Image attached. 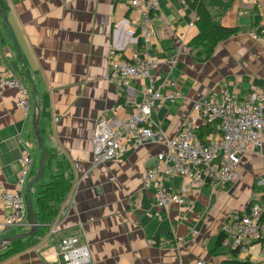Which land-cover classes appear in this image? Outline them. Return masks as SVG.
<instances>
[{
	"label": "crops",
	"instance_id": "1",
	"mask_svg": "<svg viewBox=\"0 0 264 264\" xmlns=\"http://www.w3.org/2000/svg\"><path fill=\"white\" fill-rule=\"evenodd\" d=\"M130 1L0 0L39 92L44 146L64 155L74 175L72 190L50 227L56 231L2 264H59L60 241L72 235H81L89 246V264H222L231 258L222 248L212 249L227 215L250 206L256 181L264 177V143L261 151L242 157L236 182L194 186L184 203L161 210L155 190L143 183L164 144L136 147L128 139L125 153L93 166L92 137L100 117L124 118L142 101L148 79L123 85L111 82L108 74L112 62L144 51L160 62L154 84L165 94L180 93L152 116L154 125L169 136L182 129L196 100L217 97L224 88L246 93L264 87V44L251 36L264 20V0L211 4L219 23L239 31L221 40L204 62L196 61L190 45L199 28L195 11L185 1H160L159 15L152 20L156 36L146 44L140 36L142 13ZM0 50V74L26 80L1 17ZM18 96L14 88L0 89V223L8 215L1 192L17 189L24 146L34 160L32 178L39 164L34 97L32 112L25 115ZM47 172L44 183L31 188L33 208L41 184L50 181L45 166L42 178ZM164 184L177 192L183 178L172 176ZM259 190L264 192L263 187ZM24 228L30 225L9 235ZM263 257L255 244L246 258L258 263Z\"/></svg>",
	"mask_w": 264,
	"mask_h": 264
},
{
	"label": "built area",
	"instance_id": "2",
	"mask_svg": "<svg viewBox=\"0 0 264 264\" xmlns=\"http://www.w3.org/2000/svg\"><path fill=\"white\" fill-rule=\"evenodd\" d=\"M161 0H131L130 4L142 13L140 36L144 43L156 36L152 20L159 15ZM185 1V0H181ZM264 17V8L262 11ZM251 36L264 44V20ZM1 60V50H0ZM174 64V60L168 63ZM157 58L148 51L132 59L112 62L108 79L113 83L129 85L132 80L148 79L142 89V101L136 104L134 113L116 120L100 117L94 127L93 166L117 159L127 150L129 139L133 146L147 142L162 143L165 150L157 156L155 165L146 169L144 187L155 190L156 204L161 210L173 204L184 203L192 188L211 183H234L238 180L241 159L248 153L261 151L264 143V87L239 93L224 88L219 96H204L193 103V112L186 118L182 129L173 136L154 125L152 116L166 101L174 102L180 93H163L153 82V72L159 67ZM173 85V83H171ZM14 88L18 91V107L25 115L32 112L33 93L27 80L13 75L0 74V89ZM215 125V134L204 143L196 130L201 126ZM20 144L23 143L18 138ZM21 170L17 189L3 190L1 201L8 215L0 223V238L13 230L28 226V205L25 187L32 179L34 160L24 146L20 156ZM181 176L183 184L179 191H169L165 179ZM264 177L256 181L248 209L232 210L222 224V246L235 250L239 257L250 254L255 244L264 254ZM56 230L50 228L49 233ZM195 232V231H194ZM247 259V258H246ZM92 255L81 235L67 236L59 245V264H89ZM254 263V262H253ZM194 264H206L197 261ZM256 264H264V257Z\"/></svg>",
	"mask_w": 264,
	"mask_h": 264
},
{
	"label": "trees",
	"instance_id": "3",
	"mask_svg": "<svg viewBox=\"0 0 264 264\" xmlns=\"http://www.w3.org/2000/svg\"><path fill=\"white\" fill-rule=\"evenodd\" d=\"M185 2L195 11L196 24L199 28L198 35L190 43L194 51V57L199 62L207 61L214 53L217 44L226 37L236 34L239 29L237 27H226L216 19L211 4H220L222 0H185ZM196 133L202 142L206 143L209 136L215 134V125L201 126L196 130ZM45 166L49 168L51 177L50 181L41 184L35 200L34 211L39 223L38 230L36 233L18 239L1 250L0 264L20 253L35 248L42 242L51 225L58 218L61 207L72 190L74 175L71 164L64 155L45 148ZM28 223L29 225L33 223V215L30 211L28 213ZM223 237L221 232L212 249V252H216L219 248H222L223 253L231 255V258L224 260L222 264H256L248 258L246 260L240 259L237 251L224 248L221 245Z\"/></svg>",
	"mask_w": 264,
	"mask_h": 264
},
{
	"label": "water",
	"instance_id": "4",
	"mask_svg": "<svg viewBox=\"0 0 264 264\" xmlns=\"http://www.w3.org/2000/svg\"><path fill=\"white\" fill-rule=\"evenodd\" d=\"M0 17H1V20H2L4 27L6 29L8 37L10 39V42H11L12 46L14 47L15 52L17 54V57L20 61V64H21V67L23 69L25 78H26L28 84L30 85V88H31L32 93H33V97H34L33 130H34V135H35V138L37 141L38 152H39L38 170H37L35 176L27 183V185L25 187V196H26V200H27L28 209L31 212V214L33 215V223L30 225L29 230H27L25 232L15 233V234H11V235L0 238V251H1V250L5 249L7 246H9L11 243L15 242L16 240L30 236V235L36 233L38 230L39 223H38V220L36 218L35 211H34L33 204H32L31 188L33 185L37 184L41 180V178L43 177V174L45 171V148H44V142H43V138H42L41 130H40L41 109H40L39 92L35 86V83L32 79V76L28 70L26 62H25L23 55L21 53L20 47H19V45L16 41V38L13 34L12 28L8 22L5 10L1 5H0Z\"/></svg>",
	"mask_w": 264,
	"mask_h": 264
},
{
	"label": "rangeland",
	"instance_id": "5",
	"mask_svg": "<svg viewBox=\"0 0 264 264\" xmlns=\"http://www.w3.org/2000/svg\"><path fill=\"white\" fill-rule=\"evenodd\" d=\"M48 175H49V173L47 172L46 175H45V177H44V178H41L40 181H42V183H44V180H45L46 177H48ZM49 178H50V177H49ZM48 180H49V179H48ZM20 229H21V228H20ZM28 230H29V229H28ZM25 231H27L26 228H24L21 232H25ZM241 258L244 259L245 256H244V255H241Z\"/></svg>",
	"mask_w": 264,
	"mask_h": 264
}]
</instances>
